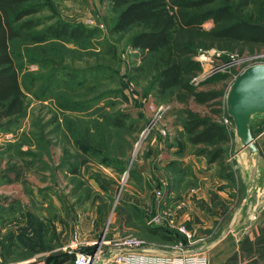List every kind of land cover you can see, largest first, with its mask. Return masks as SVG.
Instances as JSON below:
<instances>
[{
  "label": "rangeland",
  "instance_id": "1",
  "mask_svg": "<svg viewBox=\"0 0 264 264\" xmlns=\"http://www.w3.org/2000/svg\"><path fill=\"white\" fill-rule=\"evenodd\" d=\"M42 5V12L28 19L42 25L10 44L25 114L9 131L0 122V233H11L17 247L11 260L0 259V264L35 257L45 264L70 262L66 240L83 219H98L97 235L110 237L113 208L119 198L131 194L133 183L143 179L135 172V161L158 148V139L181 151L190 147L182 131L183 110L206 113L193 103L185 107L176 102L172 92H157L150 57L129 46L133 32H114L111 0H44ZM54 24L89 36L61 42L47 38L44 33ZM209 28L211 24L204 26ZM216 57L214 51L197 56L201 82L217 75L234 76L255 63L264 65L263 50L226 62ZM113 117H121L125 127L117 128L110 121ZM252 127L264 157V125L257 121ZM233 144L229 161L239 148L236 140ZM175 169L171 162L169 179ZM235 176L234 185L224 181L233 191L234 211L244 197ZM248 205L245 211L252 212ZM125 236L128 232L121 237Z\"/></svg>",
  "mask_w": 264,
  "mask_h": 264
},
{
  "label": "trees",
  "instance_id": "2",
  "mask_svg": "<svg viewBox=\"0 0 264 264\" xmlns=\"http://www.w3.org/2000/svg\"><path fill=\"white\" fill-rule=\"evenodd\" d=\"M43 1L0 0V122H5V131L16 126L25 114V96L10 44L20 39L24 32L42 25L40 21L28 19L42 12ZM111 3L116 13L114 32H133L129 46L150 57L157 92L160 95L172 92L173 100L185 107L193 103L205 109L204 115L187 108L183 110L184 139L192 155L204 158L208 167L216 168L221 180L234 185L238 174L235 163L229 161L234 138L232 131L221 122L227 118L223 100L231 76L217 75L200 84L193 83L202 73L196 58L200 53L215 51L219 54L217 59L226 62L264 51V0H111ZM206 24H211V28L205 30ZM69 30L54 24L44 34L60 42L66 37L85 34L82 30ZM218 84H222V88L217 89L215 85ZM201 87L207 90H200ZM121 119L113 117L110 121L120 129L125 127ZM257 121L264 125V120L253 121L252 133ZM241 186L239 190L242 188L244 192ZM143 227L145 238L153 235L159 242L170 244L182 239L173 231L165 232L164 225L143 224ZM16 250L15 237L11 233L0 236L3 262L11 260ZM93 251L88 250L87 254Z\"/></svg>",
  "mask_w": 264,
  "mask_h": 264
},
{
  "label": "crops",
  "instance_id": "3",
  "mask_svg": "<svg viewBox=\"0 0 264 264\" xmlns=\"http://www.w3.org/2000/svg\"><path fill=\"white\" fill-rule=\"evenodd\" d=\"M164 140L158 139V148H150L146 158L135 161V172L143 179L131 185V194L127 198H119L118 205L113 208V233L104 239L112 241L126 232L138 238L143 233V224L149 226L157 212L165 210L172 215V221L164 223L165 232L173 231L182 239L170 244L159 242L153 235L145 238L144 233L142 241L146 253L159 256L202 255L208 264H264V207L256 211L254 206L249 208L252 212L245 211L243 205L247 200L243 197L241 205L234 211L233 191L228 190L226 183L218 178L216 168L208 167L204 158L192 155L190 147L183 151L171 143L166 147L163 146ZM171 162L176 169L174 177L169 179L167 167ZM156 190L164 194L162 201L154 195ZM125 211L130 215L135 212L137 216H128ZM127 223L128 228L125 227ZM99 225L96 218L79 220L64 249H69L77 234L76 252L94 250L92 243L98 242L103 235H97ZM179 228L187 231L189 238L181 234ZM105 251L98 264H112L111 254L108 249ZM36 258L21 260L18 264H45ZM70 258V262L51 260L47 264H73L74 259Z\"/></svg>",
  "mask_w": 264,
  "mask_h": 264
},
{
  "label": "water",
  "instance_id": "4",
  "mask_svg": "<svg viewBox=\"0 0 264 264\" xmlns=\"http://www.w3.org/2000/svg\"><path fill=\"white\" fill-rule=\"evenodd\" d=\"M224 109L233 125V138L239 144L232 161L247 200L243 206L249 207L250 202L259 211L264 207V158L251 125L255 120H264V65L248 67L233 80L224 97Z\"/></svg>",
  "mask_w": 264,
  "mask_h": 264
},
{
  "label": "built area",
  "instance_id": "5",
  "mask_svg": "<svg viewBox=\"0 0 264 264\" xmlns=\"http://www.w3.org/2000/svg\"><path fill=\"white\" fill-rule=\"evenodd\" d=\"M215 52V51H214ZM216 54V58L219 57V54ZM255 65H263L262 63H255ZM245 70V69H244ZM244 70L239 73H235L234 76L231 75V82ZM201 73L196 79L193 80V83L200 84L202 83ZM222 124L229 130L232 131L233 125L228 118L222 119ZM158 201L164 199V194L160 191L155 193ZM171 213L161 210L150 220V226H161L168 221H172ZM179 232L189 238V234L183 228H179ZM78 246V235L75 234L73 241L68 249V254L73 255L74 263L73 264H98L100 260L104 258L106 254V249L108 253L111 254L112 264H208L207 259L202 255H185V256H159L146 253L145 243L133 236L119 237L112 241H106L104 238L98 242L92 243L94 251L92 254L76 252Z\"/></svg>",
  "mask_w": 264,
  "mask_h": 264
}]
</instances>
